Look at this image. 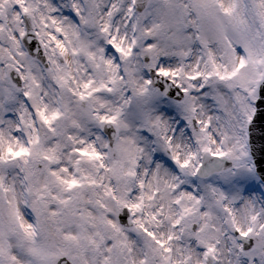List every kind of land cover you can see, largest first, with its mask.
Masks as SVG:
<instances>
[{
  "label": "snow or ice",
  "instance_id": "1",
  "mask_svg": "<svg viewBox=\"0 0 264 264\" xmlns=\"http://www.w3.org/2000/svg\"><path fill=\"white\" fill-rule=\"evenodd\" d=\"M0 264H264V0H0Z\"/></svg>",
  "mask_w": 264,
  "mask_h": 264
}]
</instances>
